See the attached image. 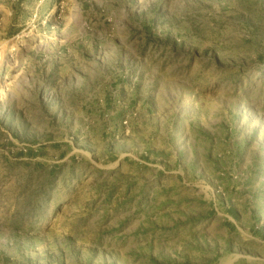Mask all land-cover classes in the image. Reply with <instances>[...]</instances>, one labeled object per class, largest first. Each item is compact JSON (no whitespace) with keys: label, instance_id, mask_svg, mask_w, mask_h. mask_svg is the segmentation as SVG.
<instances>
[{"label":"rangeland","instance_id":"374dc122","mask_svg":"<svg viewBox=\"0 0 264 264\" xmlns=\"http://www.w3.org/2000/svg\"><path fill=\"white\" fill-rule=\"evenodd\" d=\"M0 264H264V0H0Z\"/></svg>","mask_w":264,"mask_h":264}]
</instances>
